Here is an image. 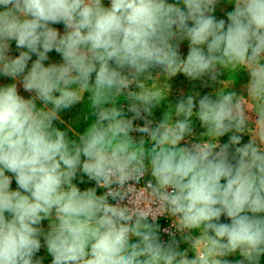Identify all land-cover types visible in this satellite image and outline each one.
<instances>
[{"label": "clouds", "instance_id": "clouds-1", "mask_svg": "<svg viewBox=\"0 0 264 264\" xmlns=\"http://www.w3.org/2000/svg\"><path fill=\"white\" fill-rule=\"evenodd\" d=\"M222 70L155 119L153 73ZM0 77V264H261L264 0H0Z\"/></svg>", "mask_w": 264, "mask_h": 264}, {"label": "rangeland", "instance_id": "rangeland-1", "mask_svg": "<svg viewBox=\"0 0 264 264\" xmlns=\"http://www.w3.org/2000/svg\"><path fill=\"white\" fill-rule=\"evenodd\" d=\"M105 3L107 4V0H105ZM223 7V4H222ZM232 6L231 5H227L226 10H231ZM218 18H225L223 17V12L220 11L218 9L217 13H216ZM54 27H57L61 30V32H63V27L62 25H54ZM13 51L12 54L13 55H18V51L15 49V45L13 42ZM187 41L184 42V44L181 46V51L184 53V55L187 54ZM49 57H50V61H46L45 65L47 66V63L49 62H62L60 55L58 53H56L55 51H52L49 53ZM36 57L33 56V60ZM223 75L221 76L220 80L214 84V85H210V86H203L200 82H190L188 81L182 74L178 75L176 78H173L172 80H166L163 75H159L157 73H153L152 74V79L151 80H145V83L149 86H155L159 89H161L164 94H165V99L163 100L161 106L159 108H157L155 110V119L157 121H159L160 119H162L163 113L165 111L168 110V106L169 104L174 105L176 100L178 98H180L181 96L187 95L190 92H200L201 94L207 93L209 91L212 92H216L219 91L220 89H224V90H235L238 93H242L244 92V89L242 87L243 84H245L247 82V80L249 79L248 74L246 72H241L240 75L238 76V81L237 83H233L231 80L227 79L226 77H228L230 75L229 70H222ZM142 80H144V77H141ZM10 78H5V77H0V85H3L5 83H10ZM133 90L138 91V89L135 88V86H133ZM23 94L26 98H28V96L30 94L28 93H21ZM87 104L88 102L85 100L83 102V105H76L75 107H73L70 110H66L64 112L61 113L62 118L64 119L65 123L64 125H57L59 127H61V129H65V128H71L73 130V132H80L82 133V131L87 127V124L90 123V121H87L86 116H87ZM249 115L251 116V120L254 121L255 120V116L251 113V110L249 109ZM195 119V117L193 118ZM139 123V122H138ZM250 128H254V124L251 123L249 124ZM202 131V129L199 128V125L197 123L196 126V135H195V139L197 140H203L205 139L204 137H201L199 135V133ZM71 135V133H70ZM228 139L227 136H225L224 138H222V142H226ZM249 139V135H244L242 142H247ZM79 187H81V189L89 186L88 184L85 185H78ZM16 184L15 182H13L12 184V188L16 189ZM44 227L47 228V221L44 222ZM174 231V229H173ZM163 238L166 240L167 236H163ZM182 247H186V245H182ZM38 256L44 257V264H51V257L47 254L46 252V248L41 249V251L37 254ZM261 264H264V257L261 258Z\"/></svg>", "mask_w": 264, "mask_h": 264}, {"label": "built area", "instance_id": "built-area-1", "mask_svg": "<svg viewBox=\"0 0 264 264\" xmlns=\"http://www.w3.org/2000/svg\"><path fill=\"white\" fill-rule=\"evenodd\" d=\"M147 177L142 179L140 181V184L135 185V191L137 193L144 192L146 194L145 184H146ZM159 223L161 224L162 228H170L171 227V221L167 217H161L159 220Z\"/></svg>", "mask_w": 264, "mask_h": 264}, {"label": "trees", "instance_id": "trees-1", "mask_svg": "<svg viewBox=\"0 0 264 264\" xmlns=\"http://www.w3.org/2000/svg\"><path fill=\"white\" fill-rule=\"evenodd\" d=\"M223 219V218H222Z\"/></svg>", "mask_w": 264, "mask_h": 264}]
</instances>
